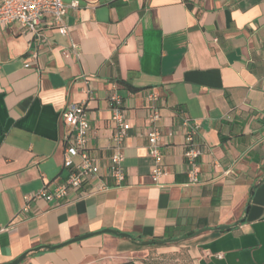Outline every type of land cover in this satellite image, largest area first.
Here are the masks:
<instances>
[{
	"label": "crops",
	"instance_id": "obj_1",
	"mask_svg": "<svg viewBox=\"0 0 264 264\" xmlns=\"http://www.w3.org/2000/svg\"><path fill=\"white\" fill-rule=\"evenodd\" d=\"M78 2L66 36L49 16L41 40L0 24V264L25 252L20 264H264V0ZM113 93L130 126L120 186L106 173ZM148 93L158 97L160 186L149 177ZM71 103H86L87 147L101 170L85 192L22 213L26 196L65 179L61 114ZM184 119L199 128L195 185ZM100 183L109 189L95 192ZM103 230L130 238L31 251Z\"/></svg>",
	"mask_w": 264,
	"mask_h": 264
},
{
	"label": "built area",
	"instance_id": "obj_2",
	"mask_svg": "<svg viewBox=\"0 0 264 264\" xmlns=\"http://www.w3.org/2000/svg\"><path fill=\"white\" fill-rule=\"evenodd\" d=\"M78 0H73L70 6H66L62 0H0V24L15 26L21 34H29L41 40L43 19L49 16L52 28L61 36H66L68 31L64 25V18L68 7L77 8ZM72 51L78 50V45L71 42ZM67 56V53H64ZM34 58L35 55H32ZM28 64H26V67ZM88 95L91 94L87 91ZM147 100L151 103L147 122V150L152 160V170L149 175L151 183L160 186V179L165 174L163 158L161 154V128L160 115L157 107L158 97L153 93L147 94ZM110 121L113 124V132L110 137L111 156L106 167L107 177L115 186H120L126 178L123 167V144L130 132V126L125 119V110L121 98L113 93L109 98ZM62 119L69 129V136L65 140L63 150V169L66 171L65 179L57 185L50 187L45 185L38 192L26 196L22 213L28 211L31 202L43 201L53 206L59 205L70 193L85 192L86 184L90 177L97 176L101 166L88 150L89 121L86 113V103H71L63 110ZM186 128L183 144V157L185 160V174L187 183L195 185L199 183L198 158L201 155L196 137L198 126L188 119L183 120ZM109 186L100 183L95 187V192L107 191Z\"/></svg>",
	"mask_w": 264,
	"mask_h": 264
},
{
	"label": "water",
	"instance_id": "obj_3",
	"mask_svg": "<svg viewBox=\"0 0 264 264\" xmlns=\"http://www.w3.org/2000/svg\"><path fill=\"white\" fill-rule=\"evenodd\" d=\"M237 224L238 223H236L235 225H237ZM228 229H229V226H221V227L217 228L218 231H224V230H228ZM198 233H200V232H196L195 234H198ZM100 234H111V235L118 236V237L130 238V236L127 235V234L117 233V232L111 231V230H103V231H100V232H93V233L85 234V235H82V236H79V237H76V238H72V239H70V240H68L66 242H63L61 244H58L56 246H39V247H36V248L32 249L31 251H33V252H38L40 250L54 251V250L60 249L62 247H65L67 245H70V244H73V243H76V242H79V241L85 240L87 238H90L92 236L100 235ZM186 238L187 237L174 239V240H170V241H167V242L177 243V242H179L181 240H184ZM149 243H152V242H143V244H149ZM28 253L29 252L23 253L22 255H20L16 259H14L9 264H20L25 259V257L27 256Z\"/></svg>",
	"mask_w": 264,
	"mask_h": 264
}]
</instances>
